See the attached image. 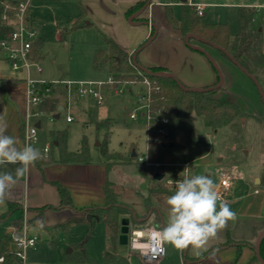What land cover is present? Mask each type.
Wrapping results in <instances>:
<instances>
[{
	"label": "rangeland",
	"instance_id": "obj_1",
	"mask_svg": "<svg viewBox=\"0 0 264 264\" xmlns=\"http://www.w3.org/2000/svg\"><path fill=\"white\" fill-rule=\"evenodd\" d=\"M80 1L86 11L82 24L93 23V27L71 30L80 13L78 0H32L30 6L31 18L37 19L44 28L43 33L39 31L37 39L42 40L38 55L42 59L43 72L37 74L32 68L33 79L39 83H45L46 86L39 92L42 97L39 104L40 115L33 119L34 124H40V128L37 130L38 142L36 146L43 150L47 145H50L51 152L56 158L58 156V148L55 145L57 142L56 133L58 131L67 132L68 150L77 151L85 138L89 148L90 161L96 162L102 158L100 145L109 135V150L113 154L110 155L108 163L113 168L111 176L115 178L114 182L116 181L118 187L124 190L131 188L135 192L147 196L152 182L144 172L148 171L150 179H153L156 173L165 174V179L160 184L156 183V187H159L158 190L167 189V181L174 176V171L162 164L152 163L149 158L145 159L148 135L147 118L143 116L145 110H140L138 104L139 96L144 93L141 87L130 86V88L128 85L124 88L125 93L120 95L103 89L101 92L104 94L105 102L99 105L91 98L78 97L74 91L69 96L65 83L73 80H107V73H98L93 67L95 52L105 47L103 35L106 34L114 40L117 38L126 43L135 42L144 35L143 40L141 39V42L133 50L135 52L152 38L148 30L149 27L145 24L147 23L145 19L150 16L155 20L159 32L155 40L140 52L139 61L141 63L150 65L153 61L164 58L175 64L184 62L187 65L186 72L191 77H195L201 71L200 59H187L180 54V51L172 47L164 7L147 8L140 21L144 24L131 26L127 19L126 24L123 25L116 20L114 14L118 13L116 11L118 8H111L108 0ZM123 1L116 0L118 5ZM176 1L181 3L183 0ZM189 1L171 6L176 20H181L183 6H191ZM191 1L197 5L201 3L208 5L205 14L206 20L211 23H228L233 38L240 31L242 8L251 6L254 8L252 9L254 23L262 27L264 37V0ZM123 16L127 18L126 12L123 13ZM211 53V59L202 56L201 60L207 61L210 68H217L220 71L225 88L222 94L225 95V99L234 102L240 101L245 111H254V96L258 100L261 96L255 82L240 70L255 90V95L252 98L242 80L236 76L224 75L225 68L220 55L214 51ZM2 55L3 53L0 52V65L3 62ZM188 68L192 69L188 70ZM260 80L263 84L264 78H260ZM54 87L55 92L53 93ZM68 101L69 107H67ZM60 106L63 107V110L59 109ZM132 113L137 115L135 120L131 119ZM68 117H72V122H68ZM239 128L252 131L260 127L257 122L250 120L240 125ZM194 129L196 136L203 141V145L194 148H167L164 152L163 163L165 165L190 164L191 176L210 174L211 179L217 185L223 173L222 166L228 163L233 156L231 147L236 131L231 126H225L215 133L206 128L202 119L197 116H194ZM209 134L212 135V138H208ZM171 140L183 143L181 134H177ZM165 141L168 142L170 139H165ZM42 156L49 159L45 154ZM141 157L144 158V161L140 160ZM222 158L223 160L220 161ZM197 164L200 165L199 168H197ZM114 166H117L116 169ZM194 169L197 170L194 171ZM112 204L124 205L118 199L114 200ZM16 213L19 214L17 218L19 225L15 224L12 227L18 232L14 235H21L25 229H28L30 235L39 236L35 248L28 251L29 264H125L127 259L130 262L135 261V264L139 263L133 258L128 244L121 245L119 240L113 242L111 231L103 218L99 220L87 219L86 222L74 224L67 229H59L58 225L44 229L43 227L48 226L47 220L42 219L35 225L37 218L35 212L21 206ZM78 214L76 212V215L71 218H77ZM125 216L138 223L135 216L129 214ZM15 219V217L11 219L10 223H0V239L4 237ZM83 250L85 253H82ZM105 252L113 254L112 263L105 261Z\"/></svg>",
	"mask_w": 264,
	"mask_h": 264
},
{
	"label": "crops",
	"instance_id": "obj_2",
	"mask_svg": "<svg viewBox=\"0 0 264 264\" xmlns=\"http://www.w3.org/2000/svg\"><path fill=\"white\" fill-rule=\"evenodd\" d=\"M108 1L111 8H118V10H116L118 11V13H115L114 16L120 24H126V19L131 26L144 24L140 22L141 16L144 12L140 15H137L133 19V23L129 22L130 17L127 15V11L131 7L139 2H142L143 0H124L122 3H120V5H118L116 0ZM186 2L187 0L182 1L181 3L176 0H167L164 2L162 0H152L151 5L147 8L149 9L155 6L164 7L166 15L168 6L173 7L175 5H181L182 3ZM190 2L194 3V1L191 0L188 3ZM31 4L32 0L30 6ZM201 5L204 6L203 16L206 20L205 14L207 12L208 5L204 3H201ZM147 8L145 10H147ZM243 8L254 9L251 6ZM124 12H126L127 18L123 16ZM28 15L30 20L32 22H35L40 28V32L43 33L44 28L40 24V22L37 19L31 18V9H29ZM145 20L147 21V23L145 24L148 25V30L150 31V33L152 34L153 29L156 31V35L152 40L153 42L157 37L159 30L155 25V20L153 19V17L150 16ZM166 20L169 28V34L171 37L170 43L172 47L180 51V54H182L187 59H200L199 61L201 71H199V75L191 77L190 74L186 72V63L182 62L180 64H175L169 59L165 58L153 62L151 61L152 64L145 65L144 63H141L139 61L138 55L139 64L146 68L165 67L168 69L170 74L175 76L181 83L189 88H208L217 84L219 75L218 71L216 70V68H210L207 61L201 60L202 56L206 55L200 51L188 47L185 44L184 37L182 36L180 31L171 26L167 17ZM208 23L216 24L211 22ZM89 26L93 27L94 24L85 22V25H83V27L81 28ZM100 26L102 25L100 24ZM143 36L132 43H126L125 41L117 38L116 40H113L129 54H134L136 51L133 52V50L141 42ZM190 42L192 45L198 46L208 52L210 56L212 55L211 51L219 54L221 60L223 59L222 64L225 68L224 75L226 76V74H228L230 77L236 76L240 80H242L243 83H245L247 86V92L251 93L253 98V96L255 95V90L252 88L250 81L244 78V76L241 74L243 71L236 64H232V60L230 58L228 59L226 56H224L222 52L213 45L206 44L195 39H192ZM149 45L145 46L144 48L148 47ZM144 48L142 50H144ZM0 52L3 53V62L0 65V119L6 121L9 126L7 134L16 137L19 140L20 145H25L27 144L26 122L28 88L25 81L26 73L21 72L18 74H14L9 63L6 60L5 52L1 49ZM35 60L41 65L42 59L41 57H39V55ZM191 69L192 68H188V70ZM35 73L41 74L36 71ZM222 86L224 87V82ZM223 91H225V88L216 96L220 100H225V95L222 94ZM54 92L55 87L53 93ZM254 99V111L250 112L245 111L240 101H236L239 104L242 115L236 121L229 125L236 131V134L233 138L234 143L231 147L233 156L228 163L222 166L223 173L216 185L217 191L221 192L223 190V188L221 187V180L224 174H232L234 176L235 179L232 183V187L227 192L226 199L224 201H226L229 204L231 210L235 212L236 219L228 221L227 226L224 229L220 230L215 238L210 239L205 249L197 250L190 246L187 249L179 250L171 245L165 244L166 255L154 261L148 260L139 253L131 251V253L133 254V258L138 260L140 264H260L255 252V246L259 234L264 232V103L262 102L261 96L260 100L262 104L260 103V100L255 98V96ZM67 107H69V101L67 103ZM59 109L63 110V107L60 106ZM56 118H58V116H56ZM250 120H254L255 122H257L260 128H256L252 131L239 128L240 125L245 124ZM30 125H35L37 129L40 128V124H34L33 120L30 121ZM37 142L38 141L36 140V142L32 143L31 145L34 148H37ZM55 145L58 148V142H56ZM166 149H164L163 151V156ZM39 150L42 154H44L43 150ZM45 155L46 157L52 159L53 162L43 167H39L36 164L31 166L26 176L20 179L16 185L8 190L4 202L0 204V215L9 210L10 203H17L26 209H40L47 206H54L58 208L61 204V196L57 184H61L68 189L72 198L73 207L75 209L85 210L93 206L104 207L107 203L104 189L107 184H109L112 186L114 192L118 194L117 199L122 204L128 206V208L132 211V215L135 216L138 220L137 223L129 219V228H145L150 225H155L161 229L166 224L168 220V205L166 203V198L172 195L175 190L170 189L168 186H166L167 189L158 190L159 187H156V183L160 184L165 179V177L163 180L157 181L154 179L155 175L153 176V179H150L149 173H146L149 180H151L152 182L149 193L147 196H145L135 192L131 188H126L124 190L118 187V185H116L115 183L116 181L114 182L115 178L111 176L113 168L109 166L108 161H106V159H104L103 157L101 158V160H98L96 162H92L90 160L84 163L63 162L60 159L59 149L58 156L54 158V155L51 152V146L49 153ZM163 156L161 164L169 170H173L175 173L174 176L180 174L183 169L179 167V165L182 164L165 165V163H163ZM222 160L223 158L220 159V161ZM188 163L193 164L195 162ZM188 165L190 173V164ZM17 166L18 165L0 166V172H12L14 174L15 168ZM196 166L197 168H199L198 166L200 165L197 164ZM116 167L117 166H114L115 169ZM195 170L197 169H194V171ZM207 176L211 178L210 174H207ZM36 215L37 218L35 220V225L42 219L47 220L48 226H42L45 229L65 222L72 216L76 215V211L73 208L65 207L60 209H49L46 210L42 215H38L37 213ZM14 217L17 219L19 217V214L15 213L11 218H9V220L0 223H10L11 219H13ZM122 218H126V216H123ZM12 227L13 223H11L10 225V228ZM8 230L6 231V233L8 232ZM255 257L257 258L255 259ZM125 264H135V261L130 262L129 259H127V263Z\"/></svg>",
	"mask_w": 264,
	"mask_h": 264
},
{
	"label": "trees",
	"instance_id": "obj_3",
	"mask_svg": "<svg viewBox=\"0 0 264 264\" xmlns=\"http://www.w3.org/2000/svg\"><path fill=\"white\" fill-rule=\"evenodd\" d=\"M79 1V15L76 22L73 24L71 30H77L83 27L82 21L86 16V11ZM18 0H0V17L5 10L6 5L15 6ZM148 0H143L137 3L127 11L130 17L141 10ZM166 17L171 26L182 34L185 38L187 34H193L201 37L206 41L212 42L214 45L220 47L222 54L229 57L225 52H228L234 60L245 70L248 71L262 86L264 92V84L260 78H264V37L261 26L254 23V12L252 9L243 8L241 10V27L239 33L233 38L231 36L230 26L224 23L210 24L204 16L198 15L193 6H183L182 17L177 21L173 16V11L170 6L167 7ZM32 28L40 31V28L35 22L30 24ZM12 30V27L4 25L0 22V43L7 39V35ZM152 31V36L155 34ZM105 47L95 52L93 58L94 70L98 73H107L113 76L117 82H140L144 77L149 78L154 83V91L152 93L150 118L146 122L148 138L147 155L149 160L154 164L162 163L163 151L166 148H185L202 146L203 141L196 136L194 129V116L200 117L206 128L217 132L223 126H229L236 121L241 115V109L237 103L232 100H220L216 96L224 90V87L214 88L220 81L218 75V83L212 87L203 88L206 90L197 91L187 87L181 83L175 76H160L159 73H170L165 67H153L149 69L140 68L138 56L136 62H133V55L122 49L113 39L103 35ZM42 44V40H36L33 47L34 59L38 58V49ZM143 47V46H142ZM140 47V48H142ZM1 49V46H0ZM139 50V49H138ZM137 50V51H138ZM136 51V52H137ZM140 53V52H139ZM138 53V55H139ZM142 76H140V74ZM180 83L187 89L181 87ZM43 84L37 85V91L45 88ZM262 99V97H261ZM263 102V99H262ZM264 103V102H263ZM167 120V122H165ZM165 131V134L161 133ZM177 134H181L183 143H176L171 139L175 138ZM58 142V149L60 159L63 162L84 163L90 160V153L86 139L81 142V146L77 152H70L67 148V132L58 131L56 133ZM158 138L159 143H154L153 139ZM165 139H170L166 142ZM109 135L101 143V156L108 161L110 155L109 150ZM32 146V145H31ZM53 162L52 159L38 160L35 164L43 167ZM148 173V171H145ZM61 204L58 208L54 206H47L40 209H28L38 215H42L49 209H60L65 207L73 208L79 216L77 218H69L65 222L58 224L59 229H67L74 224L86 222L88 216L92 219L103 218L105 224L111 231L113 242H116L120 233L121 218L125 215H132V211L126 205H113L112 202L118 198V194L114 192L111 185L107 184L105 187V195L107 198L106 206H93L85 210H78L73 207L72 198L68 189L57 184ZM21 205L17 203H10L9 210L0 215V222L9 220ZM19 220L13 221V226L19 225ZM66 223V224H65ZM63 228V226H65ZM18 234L17 230L13 228L12 233H6L0 239V255L5 257L2 264H14L16 259L13 254V235ZM83 253V252H82ZM81 255L83 256V254ZM260 254L264 260V237L260 243ZM105 261L112 263L114 256L110 252H105ZM257 257H255L256 259Z\"/></svg>",
	"mask_w": 264,
	"mask_h": 264
},
{
	"label": "built area",
	"instance_id": "obj_4",
	"mask_svg": "<svg viewBox=\"0 0 264 264\" xmlns=\"http://www.w3.org/2000/svg\"><path fill=\"white\" fill-rule=\"evenodd\" d=\"M30 3L31 0H18L15 6L6 5L5 10L1 14L0 22L4 25L12 27V30L7 35V39L0 43V46L1 50H3L6 54V60L9 63L12 72H14V74L21 72L26 73L25 81L28 87L26 142L31 145L37 140L38 129L35 125H30V121L40 115L38 107L42 98L37 91V85H44L45 83L35 81L31 75L32 68H34L38 73H42L43 69L40 63H38L33 56V47L35 41L39 37V30L30 26L32 23L28 16ZM190 5L195 8L198 15L202 16L204 14L203 5H197L193 2H190ZM139 74L142 76L141 73ZM65 85L69 94L74 91L78 97L82 99L91 98L99 105H102L105 102L104 94L101 92L103 89L108 90V92L110 90L114 94L120 95L125 93L124 88L128 85L129 87L140 86L144 93L139 96L138 104L140 105V110H145L143 112V116L147 118V121L150 118L149 114L151 109L152 93L154 91V83L147 77H144L140 82L130 81L120 83L117 82L113 76L108 75L107 80H73L66 82ZM136 118V113H132L131 119L135 120ZM67 120L68 122H72L73 119L72 117H68ZM165 122H167V120H165ZM161 133L165 134V131L161 130ZM211 137L212 135L209 134L208 138ZM153 142L157 144L160 140L155 138L153 139ZM49 151L50 146L47 145L43 149V153L48 154ZM146 156L147 157H145V159H148V155ZM140 160L144 161V158L141 157ZM179 167L183 169L181 173L173 176L167 181V186L172 190H176L177 180L183 179L185 175L190 176L188 164H182L179 165ZM234 179L235 178L232 174H224L221 180V187L223 190L219 192L222 200L226 199L227 192L231 189ZM149 229L160 228L155 225H150L143 229L129 228L128 245L131 251L139 253L148 260L154 261L158 258L164 257L166 252L160 254L158 250L153 251L151 249L148 237L145 235ZM38 241L39 237L37 235H30L28 229H25L24 233L21 235H13V254L16 259L14 264H29L27 257L28 251L35 248ZM164 248L166 249V245H164ZM4 261L5 257L0 255V264Z\"/></svg>",
	"mask_w": 264,
	"mask_h": 264
},
{
	"label": "clouds",
	"instance_id": "obj_5",
	"mask_svg": "<svg viewBox=\"0 0 264 264\" xmlns=\"http://www.w3.org/2000/svg\"><path fill=\"white\" fill-rule=\"evenodd\" d=\"M8 124L0 119V166L18 165L15 173L0 172V204L8 190L26 176L31 166L42 159L39 149L7 134ZM168 220L161 229L145 233L153 251L166 252L165 244L183 250L190 246L205 249L210 239L235 220L236 214L222 200L214 181L206 175H185L176 181L175 192L166 198ZM199 254V253H197Z\"/></svg>",
	"mask_w": 264,
	"mask_h": 264
},
{
	"label": "water",
	"instance_id": "obj_6",
	"mask_svg": "<svg viewBox=\"0 0 264 264\" xmlns=\"http://www.w3.org/2000/svg\"><path fill=\"white\" fill-rule=\"evenodd\" d=\"M183 1H185V0H183ZM151 3H152V0H148V2L146 3V5H145L141 10H139L137 13H135L133 16L130 17L129 22H130V23H133V19H134L137 15L142 14V13L144 12V10H145L148 6L151 5ZM155 35H156V32H155V34L152 36V38L148 41V43H147L145 46L149 45V44L152 42V40L154 39V36H155ZM192 39L198 40V41L203 42V43H206V44L213 45V46L217 47L219 50H222L220 47L214 45L212 42L206 41V40H204L203 38L198 37V36H195V35H193V34H187V35L185 36V38H184V40H185V44H186L188 47H190V48H192V49H194V50H197V51H200V52L204 53L209 59H211L210 54H209L208 52H206L205 50H203L202 48H200V47H198V46H195V45H192L191 42H190ZM145 46H143V47L140 48L137 52L134 53V55H133V62H136V58H137V56H138V53H139V52H140ZM225 53H226L227 56L233 61L234 64H236V65H237V66H238V67H239V68H240L245 74H247V75H248V76H249V77L255 82V84L257 85V88H258V90H259V93H260V95H261V97H262V99H263V102H264V92H263V89H262L261 84H260V83H259V82H258V81H257L252 75H251V74H249L247 70H245L244 68H242V67H241V66H240V65L234 60V58H233L228 52H225ZM212 62H213V61H212ZM213 63H214V62H213ZM140 68L144 69L142 66H140ZM216 70H217L218 73H219V76H220V82H219L216 86H214V87H212V88H208L207 90L214 89V88H219V87H221L222 84H223V79H222V76H221V74H220V71H219L217 68H216ZM158 75H160V76H170V77L173 76V75L170 74V73H159ZM180 85H181L182 88L187 89V88H185L181 83H180ZM192 89L197 90V91L206 90V89H203V88H192ZM60 109H62V108H60ZM164 177H165L164 174L156 173L155 176H154V179L157 180V181H161V180L164 179ZM88 219H92V216L89 215V216H88ZM97 219H98V218H97ZM129 224H130V220H129L128 218H122V219H121V228H120V235H119V243H120L121 245H127V244H128ZM12 232H13V228H10V229L8 230L7 233H12ZM263 237H264V232H262V233L259 234V236H258V238H257L256 246H255V252H256V255H257L258 259H259L260 264H264V260L262 259L261 254H260V243H261V240H262ZM69 251H70V250H69ZM82 252L85 253L84 250H83Z\"/></svg>",
	"mask_w": 264,
	"mask_h": 264
}]
</instances>
